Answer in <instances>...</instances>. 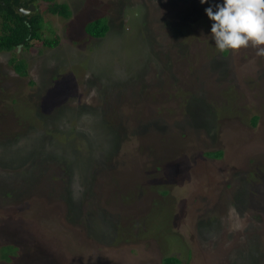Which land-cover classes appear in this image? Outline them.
Returning <instances> with one entry per match:
<instances>
[{"label": "rangeland", "instance_id": "obj_1", "mask_svg": "<svg viewBox=\"0 0 264 264\" xmlns=\"http://www.w3.org/2000/svg\"><path fill=\"white\" fill-rule=\"evenodd\" d=\"M55 1L26 76L0 53V264H264V57L217 50L223 0Z\"/></svg>", "mask_w": 264, "mask_h": 264}, {"label": "trees", "instance_id": "obj_2", "mask_svg": "<svg viewBox=\"0 0 264 264\" xmlns=\"http://www.w3.org/2000/svg\"><path fill=\"white\" fill-rule=\"evenodd\" d=\"M39 0H0V53H10L8 64L19 76H26L28 72L27 60L23 53L33 48V45L39 43L42 47H54L59 43L58 36L51 29L45 28L44 16L38 11L22 14L18 8H25L28 4H34ZM50 2L47 6V12L51 15H57L62 18H69L71 10L66 2H54V0H43ZM43 13V12H42ZM110 26L104 17H96L89 20L84 30L91 37H104ZM51 31L53 35L48 38L46 35ZM21 49L18 54L17 50ZM228 53H222L226 55ZM257 115L251 117V124L256 125ZM206 156L211 159H220L223 156L221 150L207 151ZM13 255L5 254L4 257L10 260ZM161 264H186L176 255L163 257Z\"/></svg>", "mask_w": 264, "mask_h": 264}, {"label": "clouds", "instance_id": "obj_3", "mask_svg": "<svg viewBox=\"0 0 264 264\" xmlns=\"http://www.w3.org/2000/svg\"><path fill=\"white\" fill-rule=\"evenodd\" d=\"M214 7L215 11L209 6L205 13L212 21L211 36L217 50L239 54L251 48L256 56L264 57V0H223Z\"/></svg>", "mask_w": 264, "mask_h": 264}, {"label": "water", "instance_id": "obj_4", "mask_svg": "<svg viewBox=\"0 0 264 264\" xmlns=\"http://www.w3.org/2000/svg\"><path fill=\"white\" fill-rule=\"evenodd\" d=\"M18 10L22 13V14H26V13H30L32 11L35 10V6L34 4H30L27 8L23 9L22 7H19Z\"/></svg>", "mask_w": 264, "mask_h": 264}, {"label": "flooded vegetation", "instance_id": "obj_5", "mask_svg": "<svg viewBox=\"0 0 264 264\" xmlns=\"http://www.w3.org/2000/svg\"><path fill=\"white\" fill-rule=\"evenodd\" d=\"M28 6H29V4H28Z\"/></svg>", "mask_w": 264, "mask_h": 264}]
</instances>
